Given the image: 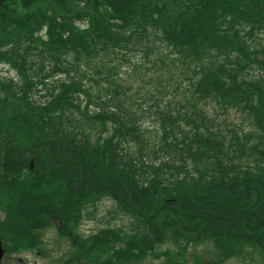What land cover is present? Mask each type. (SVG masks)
<instances>
[{"label":"trees","instance_id":"obj_1","mask_svg":"<svg viewBox=\"0 0 264 264\" xmlns=\"http://www.w3.org/2000/svg\"><path fill=\"white\" fill-rule=\"evenodd\" d=\"M1 1L0 239L106 199L164 264L264 257V0Z\"/></svg>","mask_w":264,"mask_h":264},{"label":"rangeland","instance_id":"obj_2","mask_svg":"<svg viewBox=\"0 0 264 264\" xmlns=\"http://www.w3.org/2000/svg\"><path fill=\"white\" fill-rule=\"evenodd\" d=\"M0 75L16 77L14 69L7 64L0 65ZM229 118L232 122H240L239 113L234 110ZM145 125L149 126L146 131L148 136L156 135L153 130L155 124L150 122L149 118ZM27 168L31 171L35 168L32 157L28 166L22 168L21 177L29 173ZM111 205V201L106 199L90 202L87 211L93 212V215H79L77 220L70 221L66 226L55 216L43 233L44 253H38L36 247L29 245V238L22 237L18 234L20 230H17L11 234L14 242L9 241L11 236L7 237L9 240L1 239L2 246L5 247L3 264H53L57 263V257L72 253L78 248L82 263L85 260L87 264H164L165 255H152L147 250L148 241L140 239L137 233L127 228L130 220L114 217L109 210ZM3 217V212L0 211V221ZM24 226L26 225L22 224V228ZM192 246L193 248L182 256H171V261L177 264H264V257H259L258 252L254 250H250L249 255L247 250L244 255L239 254L223 260L216 257L208 244L195 243ZM140 249L144 253L137 255L136 250Z\"/></svg>","mask_w":264,"mask_h":264},{"label":"water","instance_id":"obj_3","mask_svg":"<svg viewBox=\"0 0 264 264\" xmlns=\"http://www.w3.org/2000/svg\"><path fill=\"white\" fill-rule=\"evenodd\" d=\"M3 255V248L1 247V244H0V261H1V256Z\"/></svg>","mask_w":264,"mask_h":264}]
</instances>
